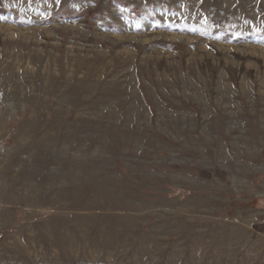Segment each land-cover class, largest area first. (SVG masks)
<instances>
[{
    "label": "rangeland",
    "instance_id": "374dc122",
    "mask_svg": "<svg viewBox=\"0 0 264 264\" xmlns=\"http://www.w3.org/2000/svg\"><path fill=\"white\" fill-rule=\"evenodd\" d=\"M0 93V264H264V0H0Z\"/></svg>",
    "mask_w": 264,
    "mask_h": 264
},
{
    "label": "bare ground",
    "instance_id": "6f19581e",
    "mask_svg": "<svg viewBox=\"0 0 264 264\" xmlns=\"http://www.w3.org/2000/svg\"><path fill=\"white\" fill-rule=\"evenodd\" d=\"M4 82V81H3ZM6 82V81H5ZM12 83H13V80H12ZM11 84V83H10ZM6 85V84H5ZM10 87V86H9ZM9 90V89H8ZM14 91H13V94L14 95H19L20 94V92L18 91V90H20V89H18V86L15 84V86H14V89H13ZM11 92V91H10ZM21 92H22V89H21ZM1 94V93H0ZM13 94H11V96L13 95ZM25 95V94H24ZM19 97V96H18ZM15 98H17V97H15ZM32 100V99H31Z\"/></svg>",
    "mask_w": 264,
    "mask_h": 264
}]
</instances>
